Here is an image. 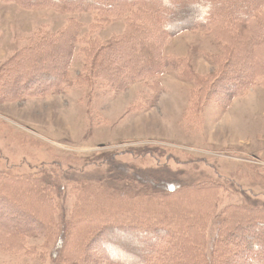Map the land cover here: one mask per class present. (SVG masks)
<instances>
[{
	"label": "rangeland",
	"instance_id": "obj_1",
	"mask_svg": "<svg viewBox=\"0 0 264 264\" xmlns=\"http://www.w3.org/2000/svg\"><path fill=\"white\" fill-rule=\"evenodd\" d=\"M251 1L239 0L238 10L244 11ZM223 5L217 0L214 9ZM71 20L81 24V39L92 35L98 45L124 34L127 24L136 22L131 12L104 19L94 11L61 12L0 0V80L12 65L10 60L27 42L45 33L58 34ZM222 33L215 27L183 31L164 45L165 54L190 61L192 73L198 76L210 75L229 45L219 38ZM82 46L77 47L61 87H33L16 99L3 98L0 89V171L27 173L48 182L52 171L58 181L51 190L58 205L50 201L47 206L43 201L49 204V199H39L32 191L22 207L38 211L45 220L47 216L55 220L56 211L60 212L66 202L69 208L73 206L75 194L69 190L70 183L101 180L104 186L114 188L118 181L129 180L132 164L143 169L166 164L174 175L167 181L178 187L189 182L197 185L199 180L208 182L186 194L175 189L161 191L165 182H159L157 192L161 196L155 199L161 203L149 215L175 214L168 209L172 203L178 206L187 196L199 197L196 205L185 208L200 217L201 227L207 228L204 242L210 247L230 219H246L242 217L246 215L245 204L249 207L254 199L264 201V75L224 105L209 95L206 85L192 78L190 72L185 78L183 67L172 65L115 92L102 76L84 70ZM22 81L27 82V77ZM111 162L119 176L105 173ZM41 168L49 170H45L48 175ZM129 187L125 183L123 189ZM13 189L11 185L5 190L10 194ZM137 189V195L115 198L137 213L138 218H131L133 222L151 223L154 220L146 213L138 214L149 204L142 196L147 188ZM89 212L99 213L92 209ZM4 221L9 228L0 230V264H56L51 257L53 239H47V231L23 233L12 229L8 217L0 218V226ZM74 226V235L67 244L69 252L83 249L97 228L91 223ZM83 259L81 255L75 261Z\"/></svg>",
	"mask_w": 264,
	"mask_h": 264
},
{
	"label": "trees",
	"instance_id": "obj_2",
	"mask_svg": "<svg viewBox=\"0 0 264 264\" xmlns=\"http://www.w3.org/2000/svg\"><path fill=\"white\" fill-rule=\"evenodd\" d=\"M5 1L18 2L25 7H52L61 12L94 11L104 19L131 12L136 22L128 23L124 34L100 45L92 35L81 39V24L75 20L58 34L45 33L36 41L27 42L10 60L12 65L0 80L3 98L16 99L33 87L39 90L61 87L79 45H83L84 70L102 76L115 92L127 89L133 81L160 74L172 65L183 67L185 78L190 72L192 78L206 85L209 95L224 105L251 86L258 76L264 75V0H252L242 12L238 10L239 0L234 4H231L232 0H222L224 5L220 9H214L217 0ZM211 27L225 32L219 38L223 37L229 45L225 47L223 57L217 60L218 68L210 75L198 76L192 73L190 61L165 54L164 45L174 35ZM26 77L27 82H23ZM133 165L128 166L132 172L129 180L118 181L114 188L104 186L101 180L98 183H70L69 190L75 194L73 206L69 208L66 202L60 212L56 211L55 220H50L49 216L45 220L38 211L21 205L32 191L38 193L39 199L46 196L49 204L42 201L49 207L50 201L59 204L51 193L52 186L58 185L52 171L48 175L46 169L41 168V172L50 177V182L33 179L27 173L0 171V218L8 217L12 229L23 233H34L39 229L47 231V239H53L51 257L56 264H264V201L254 199V204L249 207L244 203L246 215L242 217L246 219H230L225 229L220 228L219 238L207 247L203 238L207 236V228L201 227L200 217L195 212L185 208L196 205L199 197L187 196L178 206L172 203L168 209L175 214L158 212L159 215L150 216L149 213L157 210L161 203L155 199L161 196L157 192L159 182H165L161 191L175 189L186 194L208 181L202 183L199 180L197 185L189 182L178 187L173 181H167L174 175L166 164L148 169ZM105 173L110 177L117 176V167L111 162ZM125 183L130 185L128 189H123ZM11 185L14 189L8 194L5 189ZM23 186H27L26 191L20 190ZM137 188H147L142 196L149 204L138 214L146 213L154 220L151 223L133 222L135 220L131 218H138L137 213L129 211L115 198L123 194L137 195ZM111 204L116 206L111 207ZM91 209L99 213L91 212V215ZM74 223H91L97 228L83 249L69 252L67 244L74 235ZM4 228H9L5 221L0 230ZM81 255L83 262H76Z\"/></svg>",
	"mask_w": 264,
	"mask_h": 264
}]
</instances>
